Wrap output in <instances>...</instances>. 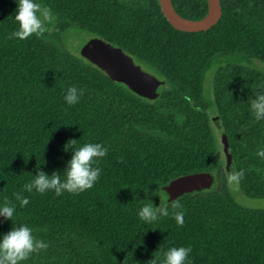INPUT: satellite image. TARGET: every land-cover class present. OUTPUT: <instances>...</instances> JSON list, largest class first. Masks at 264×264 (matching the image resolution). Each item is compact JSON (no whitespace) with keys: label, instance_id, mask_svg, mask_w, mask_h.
I'll list each match as a JSON object with an SVG mask.
<instances>
[{"label":"trees","instance_id":"obj_1","mask_svg":"<svg viewBox=\"0 0 264 264\" xmlns=\"http://www.w3.org/2000/svg\"><path fill=\"white\" fill-rule=\"evenodd\" d=\"M35 2L50 10L52 34L86 30L122 47L167 86L158 99L147 100L47 33L10 39L18 28L17 3L0 0V177L20 181L21 197L36 202L21 207L0 188V203L7 198L16 205L13 222L0 216V235L25 224L48 245L21 264H159L170 243L191 248L186 264H264V210L240 206L229 189L233 182L246 197L264 199V158L257 155L264 150V120L256 121L250 109L251 99L264 94V69L254 63H264V0H220V22L200 33L174 29L159 0ZM172 3L187 19L208 12L207 0ZM12 55L27 56L30 72H19ZM70 86L83 95L59 110L56 129L64 141L56 142L42 116L44 102ZM224 137L233 180L226 154L224 164L219 155ZM70 140L107 149L94 165L101 171L93 187L61 196L27 192L24 185L39 171L60 172L63 179ZM198 172L215 174V188L168 205L161 187ZM145 205L168 215L145 223L138 216Z\"/></svg>","mask_w":264,"mask_h":264},{"label":"clouds","instance_id":"obj_2","mask_svg":"<svg viewBox=\"0 0 264 264\" xmlns=\"http://www.w3.org/2000/svg\"><path fill=\"white\" fill-rule=\"evenodd\" d=\"M16 3L14 19L18 28L10 33V39L24 40L33 34L39 35L44 31L43 24L53 20L50 10L42 8L35 0H16ZM82 95L83 89L70 86L63 99L67 105L71 106L77 104ZM250 109L256 121L264 120V94H257L254 99H251ZM75 142L76 140H70L65 146L66 151L72 150V156L67 162V168L62 172L63 179L60 172L49 175L39 171L32 177L30 183L24 185V189L29 193L35 190L40 194L54 191L56 196H61L63 192L79 194L92 188L101 171L94 165L98 164L100 158L106 156L107 149L100 143H84L76 147ZM257 155L264 158V150H260ZM235 178L234 175L229 176V180ZM15 198L21 207L28 204V199L21 197L20 194H16ZM15 213L16 205L10 204L5 198L4 202L0 203V216L13 222ZM158 215H168V211L164 208L157 211L152 206L145 205L138 212L139 218L145 223H152ZM174 218L177 224L183 223V213H175ZM47 247L45 242L35 239L33 230L27 225L19 224L17 227L12 224L10 231L0 235V264H21L31 253ZM191 251L190 247H170L159 264H186Z\"/></svg>","mask_w":264,"mask_h":264},{"label":"water","instance_id":"obj_3","mask_svg":"<svg viewBox=\"0 0 264 264\" xmlns=\"http://www.w3.org/2000/svg\"><path fill=\"white\" fill-rule=\"evenodd\" d=\"M208 12L199 20L181 16L172 0H159L162 12L172 27L180 32L200 33L212 29L222 18L220 0H207ZM81 57L98 67L112 81L125 85L137 96L154 101L165 90L167 81L145 71L122 47L115 46L102 38L95 37L82 49ZM227 159V171L235 176L233 156L227 138L222 139ZM217 184V177L211 172H198L177 177L164 186L167 204L180 200L186 195L211 191Z\"/></svg>","mask_w":264,"mask_h":264},{"label":"rangeland","instance_id":"obj_4","mask_svg":"<svg viewBox=\"0 0 264 264\" xmlns=\"http://www.w3.org/2000/svg\"><path fill=\"white\" fill-rule=\"evenodd\" d=\"M44 31L43 33L49 34L52 41L57 44L58 46L66 49L74 56H81L82 49L88 44L92 39L95 37L89 33L86 30H83L79 27H72L70 29H67L63 32H54L52 34L51 25L48 24V22H45L43 24ZM11 60L15 66V68L22 73H28L30 72L31 63L28 62L27 56H16L12 55ZM255 65L258 67L264 69V63L254 60ZM144 69L149 72L153 73L146 67ZM211 81H212V73L207 77L206 83H205V89L207 91H210L211 89ZM64 93H61L57 95L53 100L44 102V108L42 112V116L44 119L47 120L48 123L52 125L53 131L52 135L55 136V141H64L62 135L60 132L56 129L57 122L55 118H58L59 110L64 106ZM222 140H219V143H221ZM71 150V149H70ZM72 152V150H71ZM219 155L221 158L222 163H226L224 159V149L220 146L219 148ZM18 186L23 187V184L20 181L14 180L13 178L9 177H0V188L5 193H8L9 195H15L19 194ZM230 192L232 193L234 201L239 204L240 206L246 208V209H252V210H264V199H254L246 197L242 191L240 190L239 186L236 183L231 182L229 184ZM163 199L165 198L164 195H162ZM28 199V204L26 206H31L32 208H35L36 202L34 199L28 194L26 196ZM32 212L37 213V211L32 210ZM170 247H180L176 243H170Z\"/></svg>","mask_w":264,"mask_h":264}]
</instances>
